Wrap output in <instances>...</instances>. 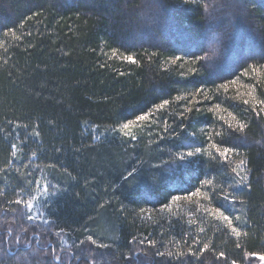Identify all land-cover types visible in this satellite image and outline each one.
Instances as JSON below:
<instances>
[{"label":"trees","instance_id":"1","mask_svg":"<svg viewBox=\"0 0 264 264\" xmlns=\"http://www.w3.org/2000/svg\"><path fill=\"white\" fill-rule=\"evenodd\" d=\"M261 101L264 0H0V264H178L156 250L197 240L211 245L206 264H261L244 257L264 253ZM141 114L149 119L128 136L118 131ZM213 144L236 150L229 163ZM195 147L204 151L176 159ZM241 160L248 184L234 187ZM36 181L57 190L42 201L43 227L11 202L27 201ZM197 188L212 196L198 201L209 207L224 204L221 188L235 193L225 207L248 233L240 249L194 201L188 213L162 214L173 195Z\"/></svg>","mask_w":264,"mask_h":264},{"label":"snow or ice","instance_id":"2","mask_svg":"<svg viewBox=\"0 0 264 264\" xmlns=\"http://www.w3.org/2000/svg\"><path fill=\"white\" fill-rule=\"evenodd\" d=\"M205 7H207V6H205ZM35 14L39 15V13H35ZM13 35H15L14 32H13ZM115 54H116V50L114 49L113 55H115ZM192 55L195 57V60L197 62L207 61V60L211 59V57H209V56H201V55H197L195 53H193ZM123 59L130 61L132 63L136 62L133 59V57L130 55H125L123 57ZM175 59L180 60L181 57L177 56ZM204 66H205L204 64L200 65L201 68H203ZM221 87L227 88V84H222ZM244 103L247 104L248 101L245 100ZM261 103H264V101H261ZM166 104H168L167 100H165L163 103L156 106L157 110L163 109ZM149 116H150V114L138 115L135 120H129V121L123 123L119 127L118 131L123 133L125 136H128L129 133L127 130L131 129L132 126L136 123V121H147L149 119ZM21 126L22 125H19V124L16 125V127H21ZM23 127H27V125H23ZM231 127H232V125H229V128H231ZM244 127L245 126L243 124L238 125V129L240 131H243ZM233 130L235 131L236 129H233ZM165 131H167V128H165ZM36 135H38V133H36ZM132 139H135V136H133ZM212 147L216 150L218 155L223 159L224 163H229L228 154L236 151L234 148L228 147V146L221 147L220 145L213 144ZM11 149H12V151H11L12 157L16 158L17 152L21 151V149H18V145L15 143H13L11 145ZM203 151H204L203 148L195 147L192 150H188V151H185L181 154H178L176 156V159L180 162H184L188 158L194 157L195 155H197L198 153H201ZM32 155H33V157H35L36 154L33 153ZM244 164H245V161L241 160L239 163L235 164L231 168V171L235 174V177L239 178L237 180L236 184L234 185V187H243V186L248 184L247 175L241 176V174H240V170L243 168ZM135 173H136V169H132L131 171L128 172V174L124 177V179L128 180L130 177H134ZM34 185H35L34 189H33L34 194L29 193V199L27 201H24L22 198L11 201L12 203H15L17 205H21L23 208H25L27 210V219H29V220L35 219V217L32 215V212L35 210V204L38 203L41 200V198H43L46 201L49 196L57 195L56 186H51L47 182H45L43 185H41L39 181H36V182H34ZM207 185H211V181L204 180L201 182V188H203L204 186H207ZM201 188H197L195 191H191L185 195H173L171 197V204L164 205V207L168 208L171 211L172 205L176 204L177 202H179L181 200L191 201L192 198H194V197H199L201 200L208 201L210 204L211 200H212V196L208 192L202 191ZM212 188H213V191H216L214 185L212 186ZM216 195L219 199H222L224 204H221L218 207H209L207 205H201L199 202H197L196 207H197V209L203 207L204 212L208 216H211L213 219H215L217 221H221L226 226V228L229 230L230 234L236 238L235 247L237 249H240L242 247L241 243L239 242L240 238L247 236L248 233L244 232L241 229L239 224H234L233 221L234 220L240 221V217L239 216H231L229 214H226L227 209L225 207L226 204L227 205H235V203H236L235 193L232 191H227L224 188H221L219 191L216 192ZM241 203H242V201H241ZM141 211H143V210H141ZM37 214L38 215L40 214V212L38 210H37ZM43 222L45 224L49 223V221L46 219ZM189 222L192 223L191 220ZM199 231L204 232V228L201 227L199 229ZM60 234H61L60 232L55 233V235H57V236H59ZM86 240L88 242H90L92 245H94L96 249H108V248H110L109 244L98 243L95 239H93V237L91 235L87 236ZM130 242H135V238H133V241H130ZM145 242L147 243V245L149 247L156 248V241L147 240V238H145V240L139 241V243L141 245H144ZM80 243L83 244V243H85V241L82 240ZM180 243H181V241H175L177 248H178ZM184 243L187 244L186 241H184ZM199 243H200L199 240H197L193 244L188 245L185 250L161 251V250L157 249L155 255L158 257H166L169 262L175 260L178 262V264H206V261L203 260L202 257L204 256L205 252L212 251L211 245H210V243H204L202 247H197V245ZM87 251L91 252L92 249H88ZM213 255H215V258L217 260L226 259L225 253L223 251L219 252L218 254L213 251ZM244 257H245V259H248V260L254 259L256 261H260L261 264H264V253L245 251ZM54 258L57 261H59L58 256L54 257ZM230 264H237V261L235 259H232L230 261Z\"/></svg>","mask_w":264,"mask_h":264},{"label":"rangeland","instance_id":"3","mask_svg":"<svg viewBox=\"0 0 264 264\" xmlns=\"http://www.w3.org/2000/svg\"><path fill=\"white\" fill-rule=\"evenodd\" d=\"M140 122L141 121H136V123L132 126V128L127 130L128 133L133 129L134 126L138 125ZM42 201H43V198H41V200L35 204V210L32 212V215L35 217L34 220L27 219V210L25 209V211H24L23 216H24L26 222L31 226H42L43 227L45 225V223L43 222L45 220V216H44V212L42 209ZM192 201L197 203L198 201H200V198L194 197V198H192L191 201L181 200V201L177 202L176 204L172 205L171 211L169 209H167V210H162L161 212H162V214H164V213H168V212L170 213L173 211H177L179 209H184L188 213V210H189L188 207L191 204H193ZM37 210L40 212L39 215L37 214ZM62 244L64 245V247H68V245H69V243H67L65 241L63 242V240H62Z\"/></svg>","mask_w":264,"mask_h":264}]
</instances>
